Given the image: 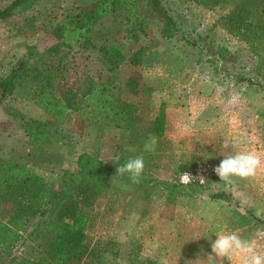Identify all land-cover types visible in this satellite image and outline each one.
I'll list each match as a JSON object with an SVG mask.
<instances>
[{
    "label": "rangeland",
    "instance_id": "rangeland-1",
    "mask_svg": "<svg viewBox=\"0 0 264 264\" xmlns=\"http://www.w3.org/2000/svg\"><path fill=\"white\" fill-rule=\"evenodd\" d=\"M10 1L0 0V8ZM94 1L38 0L28 10L0 19V80L22 62L27 63L18 73L11 98L0 106V159L42 175L52 187L57 186L64 169L75 168L76 155L84 146L105 151L104 159L112 160V127L82 121L75 111H69L59 123L33 102V93L44 75L37 72L46 64H56L55 55L45 52L57 42L51 33L56 22L61 16L88 9ZM163 4L180 30L171 37L164 35L162 23L153 19L146 33L133 43L129 37L131 26L122 11L95 24L90 32L93 44L114 45L120 50L116 67L82 42L71 47L61 45L59 54L66 57L65 71L57 77L60 89L90 76L96 81H108L116 97L136 104L137 120L132 129L117 132L114 137L120 138L123 146L128 141L131 157L143 156L148 175L165 178L167 190L177 180L179 171L172 168L174 163L193 168L201 162L219 164L223 156L235 151L258 154L262 164L254 177H234L231 184L218 179L209 180L206 186L179 188L183 201L178 207L177 258L180 264L206 262L211 252L205 249L207 243L222 231H235L264 249V74L258 72L259 58L244 41L242 31L226 23L235 6L243 8L245 21L256 22L259 18L255 9L261 1L225 0L213 7L195 0H163ZM138 46H143L145 53L134 66L128 58ZM40 54L42 57L38 58ZM130 78L134 79V86L127 85ZM161 103L167 113V131L158 137L153 119ZM3 106H11L55 128L54 140L43 148L29 146L16 118ZM90 123L99 125L101 143L94 139L83 141V131ZM191 161L196 164L191 165ZM120 186L118 194H112V185H108L90 212L86 233L92 241L105 243L112 240L113 234L128 228L124 218L112 217V195L113 205H122L127 193L126 186ZM220 193L224 197L217 198ZM200 207L209 212L202 222L210 220L211 224L196 235L198 243L194 246L191 240L196 238L195 227H188L187 223L195 222L193 214ZM6 210L7 207L4 214ZM213 211H231L232 215L225 214L230 222L223 224L222 216L211 217ZM130 220L133 228L146 223L142 217ZM233 222H238V226ZM219 226V231H215ZM162 252L168 253L169 249ZM4 261L0 255V264ZM161 263L169 262L165 258ZM223 264L231 262L225 259ZM232 264L238 261L234 258Z\"/></svg>",
    "mask_w": 264,
    "mask_h": 264
},
{
    "label": "trees",
    "instance_id": "trees-1",
    "mask_svg": "<svg viewBox=\"0 0 264 264\" xmlns=\"http://www.w3.org/2000/svg\"><path fill=\"white\" fill-rule=\"evenodd\" d=\"M37 1L11 0L0 8V19L26 11ZM224 1L195 0L209 7ZM260 1L261 6L255 9L259 18L256 22L245 21L241 15L243 8L235 6L226 23L242 31L244 41L259 58L258 72L264 74V0ZM119 11L124 13L126 22L131 26L129 37L133 43L146 33L153 19L162 23V33L167 37L180 31L163 0H95L86 10L61 16L51 31L57 42L45 51L55 55L56 64L49 63L39 69L38 75L44 73L43 82L33 93L34 104L54 121L61 123L69 111H75L82 121L108 127L130 129L136 122L137 105L116 97L108 81H96L85 76L79 84L60 89L57 80L65 71L63 61L66 54H59L61 45L71 47L82 42L94 48L112 67L118 65L120 50L114 45L95 46L90 32L102 18ZM144 53L143 46L134 48L129 62L138 65ZM41 57L42 54L38 56ZM26 65L22 62L0 80V106L11 98L18 73ZM134 83V79L130 78L127 85L134 86ZM5 109L16 118L29 146L43 148L54 140L55 128L11 106ZM164 123V103H161L153 125L156 134L163 133ZM191 162V165L196 164ZM124 163L118 160L116 164ZM188 165L181 164L178 171L187 169ZM111 172L112 166L96 155L83 152L77 155L75 168L64 169L58 185L52 187L43 176L0 159V255L5 257L3 264H122L118 260L115 241H92L86 233L90 210L108 183ZM218 179L213 177L211 182ZM180 187L184 186L179 185L177 180L171 184L170 200L180 193ZM216 197H223V194ZM139 246L134 244L128 261L131 264L135 261L138 264H154L151 259L138 260Z\"/></svg>",
    "mask_w": 264,
    "mask_h": 264
},
{
    "label": "crops",
    "instance_id": "crops-1",
    "mask_svg": "<svg viewBox=\"0 0 264 264\" xmlns=\"http://www.w3.org/2000/svg\"><path fill=\"white\" fill-rule=\"evenodd\" d=\"M137 111H138V106H137ZM164 111H165V123H164L163 133L161 135H158L154 131V134L158 137L165 135L167 131V113L165 108ZM154 119H153V125H154ZM131 129L132 127L130 129H120V128L112 127V160L110 158L104 159V155L106 153L105 151L100 152L97 151L98 149L90 150V148H88L89 145L84 146V149L77 153L78 155L80 153L87 152L92 155H96L100 159H102L105 163L112 166L110 179L106 184L105 188L103 189V191L99 194L90 212L97 206V204L99 203V199L103 195L108 185L110 186L112 185V194L117 193L119 191L118 187L120 185L123 188L126 186L127 193L126 194L124 193V203L122 205H119L117 203L113 205L114 199L112 195V217L124 218L125 223L129 224L127 229L126 228L124 230L122 229L119 233L112 235V240L116 241L117 243L116 249L118 250V260L120 261V263L131 264L128 261V257L134 244L137 243L140 245L138 250L139 251L138 260L140 259L143 261L145 259H151L154 261V264H162L161 260L166 258L169 262L166 264H180V260L177 258L179 255L178 250L180 249V244H178L177 242L178 233H179L178 218L180 216L178 215V211H179L178 207L180 206V202L183 201V197L178 194L173 200H170L169 198L170 186L172 183L170 184L167 190L166 188H164V186L168 185L167 180H165V178H163L162 176H158L157 174L149 176L147 173V169H145V167L142 176L140 177L139 183H133L129 179L127 173H125L124 175L115 173L116 167L120 166L116 164L118 161L116 160V157H119V160L126 162L129 158H132L131 157L132 154L129 151V149L131 148L129 147L128 141H127L128 147L123 146V143H121V141L118 140L120 138L116 139L114 135L117 134V132L118 133L128 132ZM98 132L99 134L98 136H96ZM90 139L96 140L97 143L102 142L103 136H101L99 125H93L90 123L88 126L85 127L83 131V141L85 143H89ZM126 154H128V156H126ZM180 165L181 164L179 163H176V165L174 163L172 168L173 169L175 168L176 170V168L178 169ZM61 176L59 180L61 179ZM148 179H150L151 181H147ZM164 191H167V193H165ZM218 198H222V197H218ZM225 214L232 215V212L227 211ZM225 214H223L222 212L217 213L213 211L210 215H212L211 217L222 216L223 224H227V221H229V219L228 220L226 219L227 216ZM193 215L195 216V222H193L192 220H188L187 224L188 227H195L194 231L196 232L193 235L196 237L197 234L206 231L211 223L210 220L209 222L206 223L202 222L203 221L202 218L207 217V215H209L208 210L204 209L203 207H200L196 212H194ZM134 217L135 218L142 217L145 219L146 223L144 222L143 226L135 225L137 227L133 228L130 225L131 222L130 218L133 219ZM215 223L212 224H214L215 226ZM233 223H237L235 226H238V222H233ZM219 228L220 226L215 231L217 230L219 231ZM205 241L208 242L207 240ZM191 242H193V244H195L194 246H196L198 243L197 237L194 240H191ZM206 247L207 248L205 249L211 250L210 242L207 243ZM165 248L169 249L168 253L162 252V250H164ZM199 263L208 264V261L199 262ZM133 264H138V262L135 261ZM194 264H198V263H194Z\"/></svg>",
    "mask_w": 264,
    "mask_h": 264
},
{
    "label": "clouds",
    "instance_id": "clouds-1",
    "mask_svg": "<svg viewBox=\"0 0 264 264\" xmlns=\"http://www.w3.org/2000/svg\"><path fill=\"white\" fill-rule=\"evenodd\" d=\"M235 101V97L232 98ZM119 160V157H116ZM261 157L252 151H235L233 154L223 156L214 172L220 181L231 184L234 177H254L261 167ZM145 167L143 156L129 158L124 164L116 167L115 173L128 174L133 183H139ZM198 179L202 184L206 180L201 175L193 177L188 172L180 175L183 184H191ZM211 252L207 254L208 264H223L227 259L231 262L235 258L238 264H264V249H261L255 240L242 238L237 232L222 231L210 241Z\"/></svg>",
    "mask_w": 264,
    "mask_h": 264
},
{
    "label": "built area",
    "instance_id": "built-area-1",
    "mask_svg": "<svg viewBox=\"0 0 264 264\" xmlns=\"http://www.w3.org/2000/svg\"><path fill=\"white\" fill-rule=\"evenodd\" d=\"M218 164L215 163H210V162H201L194 166L193 168H187L185 170L179 171L177 174V182L179 185L182 186H189V185H196V186H205L209 180L213 177H218L217 174L214 172V167L217 166ZM183 172H188L190 173L193 177H198V176H203L205 178L204 183H200L198 179L193 180L191 184H183L180 181V175Z\"/></svg>",
    "mask_w": 264,
    "mask_h": 264
}]
</instances>
